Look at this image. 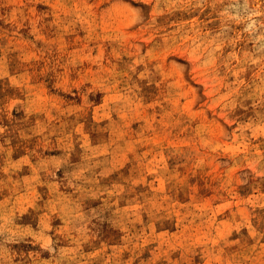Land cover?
Masks as SVG:
<instances>
[{"label": "rangeland", "instance_id": "1", "mask_svg": "<svg viewBox=\"0 0 264 264\" xmlns=\"http://www.w3.org/2000/svg\"><path fill=\"white\" fill-rule=\"evenodd\" d=\"M0 264H264V0H0Z\"/></svg>", "mask_w": 264, "mask_h": 264}]
</instances>
